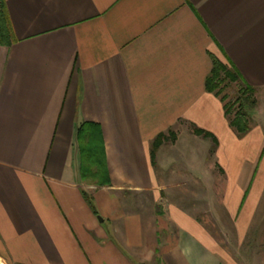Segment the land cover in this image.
Segmentation results:
<instances>
[{
    "label": "crops",
    "instance_id": "obj_1",
    "mask_svg": "<svg viewBox=\"0 0 264 264\" xmlns=\"http://www.w3.org/2000/svg\"><path fill=\"white\" fill-rule=\"evenodd\" d=\"M6 3L17 40L0 44V264H225L197 218L135 196L162 194L149 150L170 130L213 133L219 164L252 146L234 213L264 178V124L238 139L205 87L215 56L263 94L264 0ZM85 122L104 142L100 188L82 177Z\"/></svg>",
    "mask_w": 264,
    "mask_h": 264
},
{
    "label": "rangeland",
    "instance_id": "obj_2",
    "mask_svg": "<svg viewBox=\"0 0 264 264\" xmlns=\"http://www.w3.org/2000/svg\"><path fill=\"white\" fill-rule=\"evenodd\" d=\"M238 90L239 85L234 83L228 85L224 93L229 95V101H235ZM246 109L251 117L250 130L238 134L232 128L238 139L251 137V131L264 124V92L255 93V103ZM201 138L191 129L179 130V139L167 142L159 157L157 172L162 194L158 195V200L149 194L136 195L135 202H142L143 207L150 209L154 207L156 214L162 206L172 203L189 212L210 232L225 264H264V189L260 201L257 204L256 199L254 201L260 185L264 184L261 172L251 184L242 211L234 213L242 199L241 190L251 180L252 146L245 147L247 154H238L233 146L227 162L222 160V165L216 159L218 145L212 152V141ZM162 216L165 220L166 216Z\"/></svg>",
    "mask_w": 264,
    "mask_h": 264
},
{
    "label": "trees",
    "instance_id": "obj_3",
    "mask_svg": "<svg viewBox=\"0 0 264 264\" xmlns=\"http://www.w3.org/2000/svg\"><path fill=\"white\" fill-rule=\"evenodd\" d=\"M17 40L14 26L10 18L6 0H0V44L10 46ZM239 85V96L235 101H229V95L224 91L230 84ZM205 87L223 102L225 114L232 128L238 134H245L250 130L249 104L255 103L257 89L246 83L241 74L233 67H229L219 58L212 56V68L205 79ZM233 114V115H232ZM197 135L210 139L213 143L211 151L218 145L216 136L202 128L194 127ZM82 161L81 172L85 180H90L97 187L110 184V178L105 160V148L100 126L96 123L85 122L78 128ZM177 135L173 130L157 134L150 144V160L153 167L157 166V152L162 145L174 141ZM94 210L93 204H91Z\"/></svg>",
    "mask_w": 264,
    "mask_h": 264
},
{
    "label": "water",
    "instance_id": "obj_4",
    "mask_svg": "<svg viewBox=\"0 0 264 264\" xmlns=\"http://www.w3.org/2000/svg\"><path fill=\"white\" fill-rule=\"evenodd\" d=\"M100 219H102V218H100Z\"/></svg>",
    "mask_w": 264,
    "mask_h": 264
}]
</instances>
